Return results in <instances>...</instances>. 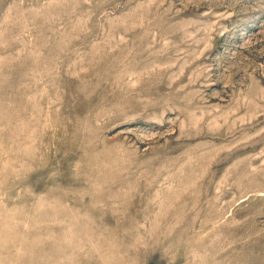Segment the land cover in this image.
<instances>
[{
    "label": "rangeland",
    "instance_id": "1",
    "mask_svg": "<svg viewBox=\"0 0 264 264\" xmlns=\"http://www.w3.org/2000/svg\"><path fill=\"white\" fill-rule=\"evenodd\" d=\"M0 264H264V0H0Z\"/></svg>",
    "mask_w": 264,
    "mask_h": 264
}]
</instances>
